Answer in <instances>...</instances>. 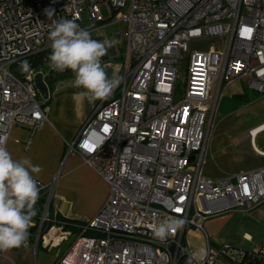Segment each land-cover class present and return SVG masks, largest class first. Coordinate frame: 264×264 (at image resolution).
Masks as SVG:
<instances>
[{"label": "built area", "instance_id": "built-area-1", "mask_svg": "<svg viewBox=\"0 0 264 264\" xmlns=\"http://www.w3.org/2000/svg\"><path fill=\"white\" fill-rule=\"evenodd\" d=\"M60 18L76 20L92 38L106 21H123L125 30L121 82L66 145L67 155H79L105 181L109 195L95 217L69 225L78 236L53 264H264V245L212 247L204 236L199 252L182 242L187 229L203 232L210 218L264 203V166L216 180L203 175L224 86L243 80L264 97V0H0L5 143L12 127L33 132L47 122L33 71L17 77L11 67L50 54V28ZM192 41L213 45L190 50ZM263 131L264 125L248 132L262 158L254 140ZM39 185L44 204L34 248H56L74 233L50 210L55 181ZM166 216L184 225L161 242L149 226Z\"/></svg>", "mask_w": 264, "mask_h": 264}, {"label": "crops", "instance_id": "crops-1", "mask_svg": "<svg viewBox=\"0 0 264 264\" xmlns=\"http://www.w3.org/2000/svg\"><path fill=\"white\" fill-rule=\"evenodd\" d=\"M105 19L107 20V16ZM110 22L100 24L93 34L94 38L113 24L123 21ZM114 55L116 53L112 47L108 50V57L102 58L104 62L102 66L109 77L113 72L119 71L120 58L116 63L110 62ZM41 75L45 84L46 73ZM73 81L74 73L71 72L69 78L58 82L51 89L47 88V98L44 99L47 122L33 132L26 127H12L5 145L13 158L29 157L34 165L42 167L43 171L37 177L40 183L49 185L55 181L54 198L50 206L52 213L56 212L59 218L65 220L85 223L95 217L103 207L109 195V187L94 170L83 163L79 155L75 153L67 155L66 145L73 141L101 101L97 100L90 104L87 99L81 98L79 92L83 89L73 87ZM249 91L252 90L246 87L243 80H235L224 86L216 102L215 113L219 112L227 117L236 114L250 104ZM252 92L256 94L255 96H260ZM263 124L264 120L248 132ZM248 132L238 138V141L249 139ZM263 133L264 131L257 134L255 140ZM255 140L254 147L264 152V148H257ZM252 152L260 159L259 166L251 169L253 171L264 166V158L257 155L253 147ZM246 229H249L253 235L245 232ZM204 236L212 247L229 245L239 248L237 245L240 243L251 244L254 240L257 244L255 247H262L264 245V203L247 212L234 211L210 218L203 223V232L192 228L187 229L182 242L190 249L203 252ZM34 244V241L29 240L27 247L0 252V264H35L32 258L33 251L36 250Z\"/></svg>", "mask_w": 264, "mask_h": 264}, {"label": "clouds", "instance_id": "clouds-1", "mask_svg": "<svg viewBox=\"0 0 264 264\" xmlns=\"http://www.w3.org/2000/svg\"><path fill=\"white\" fill-rule=\"evenodd\" d=\"M47 14L51 18L52 12ZM48 39L51 42L49 68L58 73L71 70L73 87L83 89L79 96L90 104L107 99L121 82L118 73L113 72L109 77L102 66V58L118 40L93 39L87 28L66 18L53 20ZM21 66L25 71L30 68L27 60L21 61ZM42 171L29 157L13 158L5 142L0 140V252L27 247L41 192L37 177ZM183 225L184 220L177 216H166L149 227L153 238L164 242Z\"/></svg>", "mask_w": 264, "mask_h": 264}, {"label": "rangeland", "instance_id": "rangeland-1", "mask_svg": "<svg viewBox=\"0 0 264 264\" xmlns=\"http://www.w3.org/2000/svg\"><path fill=\"white\" fill-rule=\"evenodd\" d=\"M101 12L106 18L104 9H102ZM110 23H112V21ZM124 29V23L120 22L113 24L108 29L102 31L100 35H97L95 38L93 35L94 39L101 41L105 37L119 41V43L113 47L116 55L110 59L111 63H116L121 56L123 43L122 34ZM209 45H213V41H192L189 43V49L194 50L200 47L205 48ZM49 55L50 54H48V57ZM103 63L104 62L102 61V64ZM48 65L49 60L47 58V60L40 66L29 68L27 71L23 70L21 63L11 67V71L15 76L20 77L21 75H29L30 70H32L34 76H36L37 74L47 73L51 70ZM184 75L185 73H183V77ZM248 93L251 100L249 101L250 104L243 107L236 114L227 117L226 115L216 112L214 115V125L209 135L205 163L203 166L204 175L212 180L249 172L252 168L257 167L260 164V159L252 152L250 140L245 139L241 142L238 141V138L247 133L249 129L264 120V97L261 95L255 96L256 94L252 91H249ZM255 144L259 149L264 148V133L257 137ZM244 231L252 234L249 229ZM77 236L78 233L75 232L73 237L69 238L68 241L62 243L56 248L43 249L41 246H37L32 254L34 263L53 264L59 254H63L69 249ZM32 239H34V236H32L31 240ZM32 241L35 242V239ZM255 242L256 240L251 244L240 243L237 247L249 250L257 245Z\"/></svg>", "mask_w": 264, "mask_h": 264}, {"label": "trees", "instance_id": "trees-1", "mask_svg": "<svg viewBox=\"0 0 264 264\" xmlns=\"http://www.w3.org/2000/svg\"><path fill=\"white\" fill-rule=\"evenodd\" d=\"M47 58H48V53L46 51H41V52L37 53L36 55L28 58L27 61L30 64V68H35L37 66H40L42 63H44L47 60ZM70 73H71V70H66V71H64L62 73H58V72H55L53 70H49L46 73L45 80H44L46 87L48 89H51L58 82L69 78ZM43 204H44V197L43 196H39V200H38V202H37V204L35 206L36 209H37V215L33 218V225L29 229V239H28V241L31 240L32 236H34V234H35L39 219H40L41 214H42ZM57 218L60 221L66 222V224H67L66 228H69V229L72 228V227H70L71 225L82 224V223H77V222L70 221V220H65V219L59 218L58 216H57ZM71 230L73 231V233L76 232L74 228L71 229Z\"/></svg>", "mask_w": 264, "mask_h": 264}, {"label": "water", "instance_id": "water-1", "mask_svg": "<svg viewBox=\"0 0 264 264\" xmlns=\"http://www.w3.org/2000/svg\"><path fill=\"white\" fill-rule=\"evenodd\" d=\"M106 56L108 57V55ZM34 84H35L37 91L41 95V97L43 99H46L47 98V87L42 80L41 74H37L36 76H34ZM190 161H192V158L190 159Z\"/></svg>", "mask_w": 264, "mask_h": 264}, {"label": "bare ground", "instance_id": "bare-ground-1", "mask_svg": "<svg viewBox=\"0 0 264 264\" xmlns=\"http://www.w3.org/2000/svg\"><path fill=\"white\" fill-rule=\"evenodd\" d=\"M263 125H264V124H263ZM261 126H262V125H261ZM259 127H260V126H259ZM259 127H257V128H259ZM257 128L251 130V131H252V134L254 133V131H255Z\"/></svg>", "mask_w": 264, "mask_h": 264}, {"label": "snow or ice", "instance_id": "snow-or-ice-1", "mask_svg": "<svg viewBox=\"0 0 264 264\" xmlns=\"http://www.w3.org/2000/svg\"><path fill=\"white\" fill-rule=\"evenodd\" d=\"M85 147H86V148H88V147H89V145H87V144H86V145H85ZM90 150H91V149H90ZM177 211H179V209H177Z\"/></svg>", "mask_w": 264, "mask_h": 264}]
</instances>
